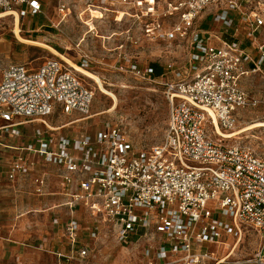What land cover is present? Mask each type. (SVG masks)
<instances>
[{
    "label": "built area",
    "instance_id": "2783aa9c",
    "mask_svg": "<svg viewBox=\"0 0 264 264\" xmlns=\"http://www.w3.org/2000/svg\"><path fill=\"white\" fill-rule=\"evenodd\" d=\"M75 0H0V13L24 20L45 14L52 6L64 19ZM90 7L116 12L130 6L131 17L144 25L152 40L190 41L187 66L168 62L153 76L154 67L130 72L144 79H161L170 105L163 141L136 148L120 124L106 123L95 133L77 138L49 136V117L57 110L90 118L95 93L80 72L63 57L47 58L37 68L11 64L0 82V133L21 134L20 127L36 122L34 140L23 150L63 166L65 204L84 202L95 217L90 235L110 224L122 244L140 234L163 240L146 255L149 264H208L217 260L224 235L253 227L264 259V157L243 145L227 144L218 128L233 130L240 112L264 106V96H252L242 79L264 68V9L258 0H86ZM208 12L205 24L199 21ZM88 68L84 59L79 63ZM211 126L213 137L208 131ZM35 165L19 155L8 177L27 175ZM38 192L46 176L38 177ZM226 216V219L224 218ZM58 220L56 219V222ZM78 219L64 226L71 249L60 261H84L89 247H80Z\"/></svg>",
    "mask_w": 264,
    "mask_h": 264
},
{
    "label": "rangeland",
    "instance_id": "374dc122",
    "mask_svg": "<svg viewBox=\"0 0 264 264\" xmlns=\"http://www.w3.org/2000/svg\"><path fill=\"white\" fill-rule=\"evenodd\" d=\"M258 1V7L253 6V9H264V0ZM100 11L99 8L90 7L86 0H75L71 3V12L64 19L54 6L45 14L20 20L19 23L12 15L0 16V82L2 71L8 65L25 64L27 68L34 69L47 58L62 59L61 55L41 43L53 47L77 65L87 59L89 67L86 69L99 74L116 98L103 92L93 79L79 73L95 93L91 107L93 116L75 122L63 131H95L104 128L106 123H118L127 130L136 148L157 145L165 137L170 112L162 80L152 81L136 76L129 71L128 66L136 63L145 69L157 64L163 72L168 62L187 66L190 41L149 39L144 25L131 17L133 10L130 6L120 5L116 8L119 13L103 12L101 15ZM207 14L200 19V27H207ZM16 23L22 39L15 33ZM242 85L252 96L263 97L264 68L263 71L244 77ZM51 117L55 122L69 120L58 113ZM257 121H264L262 105L242 110L237 126L230 131L224 130V133L245 129ZM33 126L30 124L27 128L31 130ZM22 130L25 131V126H22ZM208 131L217 138L211 126ZM238 137L225 139L224 142L247 146L264 157V127L247 129ZM12 140L0 137V172L5 169L11 156L17 153L3 145L13 144ZM48 171L51 174V170ZM54 191H59V188ZM58 196L29 195L28 192L15 189L4 175H0V239L3 237L7 242L10 256L6 264L15 263L14 254L21 253L18 247L26 248L22 255L32 264L35 251L42 252L43 259L46 254L51 259V256L55 257L50 253L51 250L68 249L62 226L54 224L56 216L61 219L68 216L65 207L55 206L62 202ZM85 206L89 212L81 207L75 211V216L81 221L80 238L89 247V256L82 262L65 264H149L153 260L152 255L148 257L145 252L149 248L156 250L163 240L158 234L143 233L133 237L129 243L122 244L106 223L93 237L90 230L95 218L89 207ZM222 242L219 248L215 247L217 260L208 264H264V259L256 257L262 240L253 227L243 225L242 234L224 235ZM43 259L41 264H46ZM173 259L170 258L169 264H180L172 262ZM52 263L50 261L48 264Z\"/></svg>",
    "mask_w": 264,
    "mask_h": 264
},
{
    "label": "crops",
    "instance_id": "0c3cea01",
    "mask_svg": "<svg viewBox=\"0 0 264 264\" xmlns=\"http://www.w3.org/2000/svg\"><path fill=\"white\" fill-rule=\"evenodd\" d=\"M56 113H58L59 116L68 117L69 120L65 121V122L64 121H59V122L56 121L55 122V120H52L51 116L56 114ZM52 115L49 117V120H48L50 126L52 127V130L49 131V133H48L49 136H55V137L66 136L69 138H77V137H80L81 135L86 134V133H95L96 131H98L100 129V128L96 129L95 131H89V130L77 131L76 130L73 132H65V131H63V129H66L68 126L74 124L75 122L83 121V120H85V118L81 117L79 114H76V113L64 114L60 110L55 111ZM86 119H89V118H86ZM0 124H2L1 120H0ZM30 124H34V126L32 127L31 130H29L27 128ZM22 126H25V131L22 130ZM22 126L20 127L21 134L18 136H15L13 134H2V133H0V137H5V138L9 137V140L11 138L13 139L12 140L13 144L6 143L3 145L6 146V148L13 149V150L17 151V153L12 155L11 159L8 160V162L6 163L5 169L3 168V171L0 172V175L1 176L4 175L5 178L12 183V185L15 189H18L19 191L23 190L25 192H28L29 195L30 194H37L39 196H44V195L58 196V195H60L58 197L62 198V202L59 203V205L55 204V206L65 207L68 210V216L66 217V219H61L60 217L56 216L54 218V224L57 226H62L63 232L65 233L64 226L72 217L79 220V218L77 216H75V211L81 207L86 208L88 211V208L85 206L86 204L84 202H82L83 204L82 203L78 204L73 209L65 204L67 197L62 192V181H61L62 180L61 176H62L63 172L65 171L64 167L47 162L43 156H41L37 153L27 152V151L23 150L24 147H26L29 143L33 142L34 130H35V127L38 126V123L29 122V123L22 125ZM28 139H30V141L27 142ZM14 143H17L18 145L14 144ZM19 155H24L26 159L32 158L35 161V165L29 174L18 175L16 177V179L11 180L8 177V170L10 168L11 162L13 160H15L17 158V156H19ZM48 170H51L50 171L51 174L48 173L49 172ZM42 175L46 176V186H45L43 192H38L37 189L39 187V184L36 181V179L38 177H41ZM50 187H51V190H50ZM56 188H59V191H54ZM53 198H55V197H53ZM56 219L58 220L57 222H56ZM79 222L81 225L80 220H79ZM92 225L93 226L95 225V220H94ZM103 226H104V224H101L100 231L103 228ZM81 229H82V225H81V228L78 232V239H79L80 247H82V245L85 244L81 241V238H80ZM109 229L110 230L112 229L110 224H109ZM66 240H67L66 242L68 245V249L66 251L65 250H59V249L58 250H51L50 253L55 255V257L51 256V259L48 257L50 255H47V254L43 259V256H42L43 253L40 251H35V253L33 254V259H32L33 264H41L42 259H43L44 263H46V264H48L50 261H53L52 264H58V262L60 261V257L58 254L59 253H67L71 249V245H70L67 237H66ZM18 248H19V250H21L20 251L21 253H18L17 255L14 254V256H13V259L15 260L14 264H32V263H28L26 261L25 257L22 255L23 253H25L26 248H24V247H18ZM8 252H9L8 244H7V242H5L4 238L2 237L0 239V264H4V262L6 264L9 261L10 256H9ZM66 262H75V261L64 260V264Z\"/></svg>",
    "mask_w": 264,
    "mask_h": 264
},
{
    "label": "bare ground",
    "instance_id": "6f19581e",
    "mask_svg": "<svg viewBox=\"0 0 264 264\" xmlns=\"http://www.w3.org/2000/svg\"><path fill=\"white\" fill-rule=\"evenodd\" d=\"M4 15H8V14H6V13H4V14H0V16H4ZM18 20V23H19V19L18 18H16V21ZM17 24V23H16ZM15 33H16V35L19 37V38H21L22 39V36H21V34H20V29H19V27H18V24L16 25V27H15ZM24 41V40H23ZM34 42H36V41H34ZM41 44H44L45 46H47L48 48H50L53 52H55L56 54H59V55H61V57H63L67 62H69V64L73 67V68H75L78 72H80L81 74H83L84 76H86V77H88V78H91V79H93L97 84H98V86H99V88L103 91V92H105L106 94H109V95H111V96H113V97H115L116 98V96L109 90V89H107V87L105 86L106 84H105V82H104V80L101 78V76L99 75V74H97V73H95V72H92V71H90V70H88V69H86V68H84V67H81L80 65H77L76 63H74L73 61H71L69 58H67V57H65L64 55H62V54H60L57 50H55L53 47H51V46H49V45H47V44H45V43H41ZM257 127H264V121H257V122H255V123H253L251 126H249V127H247V128H245V129H241V130H237V131H235V132H232V133H228V134H225L224 133V130H222L221 128H218V134H220L221 136H223L224 135V137H226V138H239L238 137V135L240 134V133H242L243 131H245V130H247V129H252V128H257ZM222 261H224V259L222 260ZM221 261V262H222Z\"/></svg>",
    "mask_w": 264,
    "mask_h": 264
},
{
    "label": "trees",
    "instance_id": "16d2710c",
    "mask_svg": "<svg viewBox=\"0 0 264 264\" xmlns=\"http://www.w3.org/2000/svg\"><path fill=\"white\" fill-rule=\"evenodd\" d=\"M153 67H154L153 76L158 77L163 73V71H161V68L157 64H153Z\"/></svg>",
    "mask_w": 264,
    "mask_h": 264
}]
</instances>
